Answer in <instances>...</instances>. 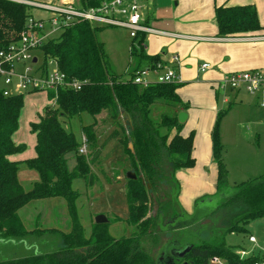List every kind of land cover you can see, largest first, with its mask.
I'll use <instances>...</instances> for the list:
<instances>
[{
    "label": "trees",
    "instance_id": "16d2710c",
    "mask_svg": "<svg viewBox=\"0 0 264 264\" xmlns=\"http://www.w3.org/2000/svg\"><path fill=\"white\" fill-rule=\"evenodd\" d=\"M24 1L0 0V51L18 40L27 27L33 7ZM101 1L77 0L84 8L96 6ZM215 13L218 36H250L263 29L252 4L220 5ZM105 28L86 20L79 21L40 48L43 67L48 68V62L54 60L68 80L77 79L83 84L79 90L58 87L47 91L52 104H47L38 121L30 124L37 138L36 156L22 162L11 160L9 155L27 148L26 144H17L12 138L19 128L25 94L5 95L0 83V245L7 241L20 244L31 234L57 233L62 238L57 250L0 259V264H156L152 249L143 244L145 237L149 236L151 242L156 243L160 220L188 215L178 200L180 184L175 172L196 163L193 155L195 131L187 135L180 131L182 123L178 120V113L186 107L178 93L181 83H153L144 87L133 81L138 68L126 79L117 74L97 33ZM145 36L140 33L133 38L136 44L132 43L131 53L145 59L147 66L153 68L163 61L160 56L148 55L144 51ZM227 110L218 113L212 131L213 157L218 171L217 190L214 195L206 197L216 200L213 213L221 212L218 223L221 231L215 228V231L202 235L183 234L179 242L186 241L193 246L178 264L183 261L210 264L212 259L224 260L228 264H256L261 260L258 254L242 255L240 251L244 249L225 241L227 233L246 232L249 223L264 217V173L234 185L228 184L225 146L220 132ZM155 112L158 116L154 118ZM85 113L93 117V122L81 124L80 130L86 136L89 148L88 154H81V139L66 127V123ZM102 113H106L107 121L114 123L107 140L115 139L122 145L137 176L136 179L126 177L125 183L126 221L135 225L137 231L119 238L108 232V221L95 222L91 233H85L77 207L80 192L74 187L75 179L92 183L90 165L99 159L106 144L99 143L97 132L98 117ZM72 156L75 163L71 168L69 160ZM21 164L38 173V180L29 190L20 181ZM166 180L169 194L166 199L159 200L155 195L157 185ZM53 197L65 200L70 230L36 227L30 231L20 209L32 201ZM156 201L158 207L150 215Z\"/></svg>",
    "mask_w": 264,
    "mask_h": 264
},
{
    "label": "crops",
    "instance_id": "0c3cea01",
    "mask_svg": "<svg viewBox=\"0 0 264 264\" xmlns=\"http://www.w3.org/2000/svg\"><path fill=\"white\" fill-rule=\"evenodd\" d=\"M146 3L148 23L158 32L146 34L144 51L148 55L160 56L166 64L174 55L179 57L177 72L181 85L178 93L186 103L180 111L188 114L180 131L183 135L195 131L193 155L196 163L193 167L177 170L175 176L180 184L179 203L188 215H192L197 199L214 195L217 190L218 171L213 157L212 131L220 111L228 109L220 126L228 184L234 185L264 173L260 142L264 134V107L259 106L255 96L243 90L219 88L227 73L264 68V0H147ZM247 4L256 7L263 29L250 36H218L216 7ZM33 14L47 16L37 10H33ZM130 41L132 46L135 41L131 37ZM138 61L133 70L142 68L139 64L143 60L138 58ZM203 63L210 66L203 69ZM37 93L33 94L38 96ZM44 95L46 102L25 118V127L19 120V128L12 138L17 144H26L27 148L9 155L11 160L22 162L36 156L37 138L30 124L38 121L43 108L50 102L46 92ZM251 132L256 135V141L252 140ZM212 201L209 199L204 203ZM208 208L210 213L213 212L214 209Z\"/></svg>",
    "mask_w": 264,
    "mask_h": 264
},
{
    "label": "rangeland",
    "instance_id": "374dc122",
    "mask_svg": "<svg viewBox=\"0 0 264 264\" xmlns=\"http://www.w3.org/2000/svg\"><path fill=\"white\" fill-rule=\"evenodd\" d=\"M73 1L77 2V0ZM97 33L100 39L105 43V49L112 69L116 73H120L123 78H129L130 72L138 65L139 61L138 57L131 53V41L128 31L121 27H107L99 30ZM35 54L42 60L40 51H36ZM139 65L142 68L145 67V61H141ZM151 77H154V75L152 74ZM17 81L16 79L15 91H19L17 88ZM12 88H14V85ZM39 94L38 96L33 93L25 94L24 108L20 119L24 127L26 125L25 118L31 116L35 109L46 102L44 92H39ZM48 104H52V101ZM153 115L154 118L158 116L156 112ZM106 118V113H102L99 116V125L97 127L98 139L100 144L104 142H106V144L101 151L99 159L90 165L91 174L89 175L92 176L90 179L92 183L88 184L86 180L75 179L74 187L80 192V196L77 199V207L79 218L85 228V233L89 235L95 224V217L98 214H104L108 219V232L112 236L119 238L123 235L129 236L137 231L135 225L126 221L128 215V205L125 198L126 175L128 171L133 172V170L131 169V164L125 155L122 145L115 139L107 140L108 135L113 129L114 123L107 121L108 119ZM91 122H93V117L85 113L82 114V116L74 117L71 122L66 123V127L73 130L81 139V124H88ZM251 134L252 140L256 141L254 132H251ZM260 142L262 152L261 160L264 161V134L261 136ZM74 163L75 157L72 156L69 160L71 168ZM19 177L23 187L29 190L32 184L38 180V173L35 170L27 168L24 164H21ZM168 194L169 185L167 180L159 182L155 192L156 197L162 200V198H165ZM206 197L207 196L197 199V210H195L194 214H182L183 216H179L175 219L172 218L173 226L177 224L181 226L179 229L180 231L174 229L165 230L164 227H167L166 223H168L169 220L164 218L159 221L161 228H157V231H159L157 242H151V238L146 236L143 242L144 246L151 248L155 257H157L161 252L163 244L167 240L172 239L179 241L178 239L186 232L195 235L199 233L202 235L209 231H215V228L216 231H221L218 227L221 212H207L208 207L212 209L217 207L216 200L211 198L213 200L211 203H204L209 200L208 198L206 199ZM204 206L207 207H205V210L203 208ZM152 207L150 215L155 213L158 202H153ZM19 213L30 231L36 227L57 228L61 231H69L71 228L70 216L63 198L53 197L32 201L23 206ZM246 229V232L227 233L225 235V241L228 244L244 249L240 251L242 255H249L250 253L260 255L261 260L259 264H264V217L253 220L246 226ZM250 234L256 238V242H250ZM61 241V235L57 233H45L40 236L31 234L26 237V240L21 241L20 244L19 242L7 241L0 245V259L22 257L38 251L51 252L58 249ZM184 243L187 242L182 241L166 244V249L171 255L175 246H182ZM210 264L228 263L224 260L212 259Z\"/></svg>",
    "mask_w": 264,
    "mask_h": 264
},
{
    "label": "built area",
    "instance_id": "2783aa9c",
    "mask_svg": "<svg viewBox=\"0 0 264 264\" xmlns=\"http://www.w3.org/2000/svg\"><path fill=\"white\" fill-rule=\"evenodd\" d=\"M24 2L31 5L33 10L44 12L47 16L34 14L29 16L27 27L21 32L19 39L0 51V83L5 95L47 93L48 90H56L58 87L81 89L82 81L68 80L54 60L48 62V68L43 67V60L35 54L49 39L55 38L79 21L86 20L99 27L125 28L131 38L137 37L140 33L158 32L148 23L147 0H102L98 5L87 8L81 7L73 0ZM178 62L179 57L174 55L169 64L158 62L153 68L151 66L138 68L135 70L133 81L144 87L153 83H179ZM201 66L204 69L210 64L203 63ZM152 74L154 77H151ZM16 79L19 91H15ZM219 88L243 90L255 96L259 106L264 107V68L227 73ZM79 152L81 154L88 152L85 135L81 137ZM249 240L256 242L254 236H250Z\"/></svg>",
    "mask_w": 264,
    "mask_h": 264
},
{
    "label": "water",
    "instance_id": "95a60500",
    "mask_svg": "<svg viewBox=\"0 0 264 264\" xmlns=\"http://www.w3.org/2000/svg\"><path fill=\"white\" fill-rule=\"evenodd\" d=\"M34 60H36V59H34ZM187 117H188V114L185 111H183V110L178 113V120H179L180 123H184L186 121ZM126 177L129 178V179H136L137 176H136V174L134 172L128 171ZM206 208H204V210ZM196 210H197V207H196ZM207 212H210L209 208L207 209ZM179 216H183V215H178L175 218H177ZM107 221H108V219L106 218V216L104 214H98L95 217V222L96 223H105ZM172 222H173V219L170 222L166 223L167 227H164V229L165 230L166 229H174L175 230V229H178V228L181 227L178 224L176 226H173ZM173 242L178 243L179 241H175V240L169 239L163 244L161 252L156 257V264H178V262L183 257H185V255L189 252V250L193 246V244H185L184 247L179 246V245L177 247L175 246L176 248L175 247L173 248L172 254L170 255L168 250L166 249V244H171ZM179 264H191V263L188 262V261H183V262H181Z\"/></svg>",
    "mask_w": 264,
    "mask_h": 264
}]
</instances>
